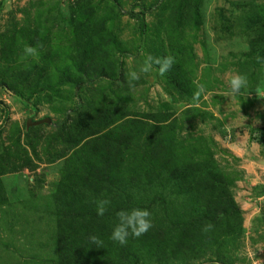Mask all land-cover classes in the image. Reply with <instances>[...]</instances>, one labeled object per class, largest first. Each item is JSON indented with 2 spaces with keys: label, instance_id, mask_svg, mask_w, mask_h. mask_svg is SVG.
I'll return each mask as SVG.
<instances>
[{
  "label": "rangeland",
  "instance_id": "1",
  "mask_svg": "<svg viewBox=\"0 0 264 264\" xmlns=\"http://www.w3.org/2000/svg\"><path fill=\"white\" fill-rule=\"evenodd\" d=\"M260 8L264 0H0V264H55L60 212L74 206L105 230L132 208L149 210L152 223L170 222L164 234L198 230L202 207L181 217L186 197L177 183L185 166L199 174L202 163L220 172L238 216L195 260L178 262L155 244L142 250L140 237H129L137 264H264ZM33 30L51 48L43 73L30 65L41 53L21 59ZM149 55L175 63L164 75L153 64L130 87L126 73ZM234 73L248 78L235 96ZM159 126L166 131L155 135ZM152 141L168 156L160 175ZM106 142L120 146L107 151ZM110 188L118 208L110 204L98 219L87 207L112 199Z\"/></svg>",
  "mask_w": 264,
  "mask_h": 264
},
{
  "label": "trees",
  "instance_id": "2",
  "mask_svg": "<svg viewBox=\"0 0 264 264\" xmlns=\"http://www.w3.org/2000/svg\"><path fill=\"white\" fill-rule=\"evenodd\" d=\"M259 12L262 20H264V8H260ZM26 35L28 36L26 45L35 47L39 44L41 46L38 49V52L41 53L38 64H35V61H30V65H33V70L38 69L40 73H43L46 66L43 64L39 68V64L45 62L44 59L51 53V48L45 45V41L47 42V34L40 35L39 31L33 30ZM9 41L10 40H8V42ZM24 47L25 46H23V49ZM27 59L28 58H26V60ZM84 60L87 62V59L84 58ZM30 65L27 66L30 67ZM176 82L177 88H181V83L178 81ZM183 96H185V94H183ZM142 124L144 123H138L139 126ZM133 126L137 127L135 125ZM165 128L164 126H159L155 128L153 133L155 135L162 134ZM124 133V131H121L119 135ZM154 134L152 135L155 136ZM146 138L148 140V135ZM149 143L157 147L159 150L157 155H159L162 151L161 143L159 142V145L156 141ZM119 146L115 147L113 144H110V142H106L104 147L105 150L109 151L116 150ZM157 157L159 161L154 165L153 172L160 175L161 170L167 166L168 156L159 155ZM207 159L208 158H205V160ZM201 167L203 168L202 172L196 174L190 171L189 166H185L182 177L179 176V180L181 179L182 181L180 180L177 183L183 185V187L180 188L182 192L181 198L183 196L186 197L185 204L182 206L181 217H190L193 213V208L197 205L202 207L200 211H202L205 216L200 221L201 224L199 229L193 230L191 226L174 227V230L171 231L172 234H164L163 231L166 230L165 227L167 224L170 226L171 223H163L160 220L161 217L156 218L153 220L154 226L140 237L139 247L142 250H150L155 244L161 251L168 250L178 262H183L185 260L189 261L190 259L195 260L199 249L213 242L216 244L219 237L224 236V232H226L225 230L228 228L232 217L238 216L239 210L234 206L233 200L220 172L216 169H209L206 163H202ZM205 167L209 170H205ZM107 179L109 178L107 177ZM172 180L177 181L174 177ZM153 182L154 179L151 178L145 185L148 188L152 187ZM194 184H199V186ZM163 187L164 184L159 186V190ZM178 191L179 190L174 189L173 196H176ZM108 195L112 198L110 200L113 207L115 206L114 210L117 209L118 206L114 199L119 196L117 193L115 194L111 188ZM74 204L75 202L72 201L71 204L69 203V206H73ZM231 206L235 208L231 209ZM74 207H69L67 210L60 212L61 217L59 216V218H61V222L53 238L56 251L55 264H137L139 262L136 254L131 250L134 244L121 246L112 241L110 239L112 230H105V226H107L105 223L100 220L96 221L94 218L87 220L82 217L84 213L83 209L79 211L74 209ZM90 210L98 219L101 217L97 215L96 209L89 205L87 211ZM217 216H221V218L218 220ZM181 217H179L178 214L175 215L178 222L182 221ZM204 221H210L213 225V228L208 232L203 231ZM219 231L221 232L218 233ZM105 233H107V236L104 238ZM92 236H96L99 243H93L90 239ZM165 238H167V241L163 242ZM158 239L159 241H156Z\"/></svg>",
  "mask_w": 264,
  "mask_h": 264
},
{
  "label": "clouds",
  "instance_id": "3",
  "mask_svg": "<svg viewBox=\"0 0 264 264\" xmlns=\"http://www.w3.org/2000/svg\"><path fill=\"white\" fill-rule=\"evenodd\" d=\"M41 46L25 45L23 49V56L21 59H26L27 57H35L39 54L38 49ZM129 61H132L134 58L129 57ZM257 63L264 65V58L257 55L255 58ZM175 63L174 57L165 56L163 58L152 57L149 55L145 60L144 64L139 68L138 71H130L126 73V78L129 86H133L135 81H138L141 77V74L148 73L153 64L158 66L159 73L164 75L167 73L173 64ZM230 95H238L241 90L248 86L247 76L239 73H234L231 75L228 80ZM204 92V86L201 85L196 92L193 93V99L197 100L200 95ZM92 202L96 206V213L98 216H104L108 211V207L111 204L110 198L106 196L100 199H93ZM151 212L147 209L141 208H132L121 209L115 213V223L112 228L110 239L121 246L126 245L129 237L139 238L142 235L146 234L153 227ZM213 228L211 222H207L204 225L203 231L208 232ZM93 243H99V240L96 236L90 237ZM255 264H262L261 261L257 260Z\"/></svg>",
  "mask_w": 264,
  "mask_h": 264
}]
</instances>
